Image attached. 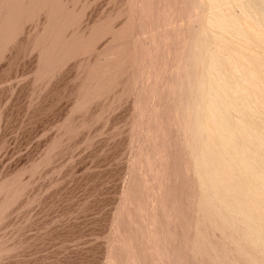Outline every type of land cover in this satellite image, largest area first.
<instances>
[{"label":"rangeland","instance_id":"374dc122","mask_svg":"<svg viewBox=\"0 0 264 264\" xmlns=\"http://www.w3.org/2000/svg\"><path fill=\"white\" fill-rule=\"evenodd\" d=\"M218 1L0 0V264H264L203 107L218 50L209 78L245 92L227 120L263 136L264 25L257 0Z\"/></svg>","mask_w":264,"mask_h":264},{"label":"bare ground","instance_id":"6f19581e","mask_svg":"<svg viewBox=\"0 0 264 264\" xmlns=\"http://www.w3.org/2000/svg\"><path fill=\"white\" fill-rule=\"evenodd\" d=\"M217 2L216 0H212ZM207 2V1H206ZM214 2V3H215ZM219 2V1H218ZM208 3V2H207ZM220 3V2H219ZM226 3V2H225ZM209 4V3H208ZM217 4V3H216ZM222 7V4H219ZM247 5V4H246ZM219 6V7H220ZM225 7V6H224ZM251 7L256 9V11L254 12H258L256 14H259V18L261 21V24L264 25V0L260 1H254L251 3ZM218 8V7H217ZM223 8V7H222ZM248 8V7H247ZM217 11V10H216ZM228 13H226L225 15H227ZM245 14V13H244ZM219 15V14H217ZM223 18H221L222 21H218V16L216 18H214L213 20H215V22L218 23V25H222L224 24V19H226L224 14ZM228 16V15H227ZM256 17V16H255ZM255 17H253L255 19ZM213 18V17H212ZM232 20V17H230ZM229 17H227V19H230ZM252 18V17H251ZM252 18V19H253ZM248 19H250L248 17ZM253 19V20H254ZM257 20V19H256ZM252 21V20H251ZM229 22V21H228ZM227 22V23H228ZM239 22V21H238ZM237 22V23H238ZM214 23V22H212ZM234 24V26H236L237 23L232 22ZM255 23V22H254ZM209 24V23H208ZM216 24V23H215ZM227 25V24H224ZM238 25V24H237ZM243 25V24H242ZM247 26V24H245ZM231 26L232 25H228ZM258 26V25H257ZM260 26V25H259ZM221 27V26H218ZM217 27V28H218ZM241 27V26H240ZM225 28V27H222ZM233 29H235L234 27H232ZM239 28V27H238ZM244 28V26H243ZM250 28V27H249ZM228 29V27L226 28ZM230 29V28H229ZM258 29V28H257ZM260 29V27H259ZM237 30V29H236ZM243 30V29H242ZM245 30V29H244ZM213 31V30H212ZM228 31V30H227ZM241 31L240 29L237 30ZM247 31V30H246ZM251 31V30H249ZM247 31V32H249ZM224 32V30H223ZM242 32V31H241ZM232 33V32H231ZM256 33V32H254ZM258 33V32H257ZM241 34V33H240ZM247 34H250L247 33ZM260 34V33H259ZM223 35V34H222ZM235 35V34H234ZM243 35V34H242ZM215 36V35H214ZM236 36V35H235ZM240 36V35H239ZM237 36V38L239 37ZM253 36V35H251ZM262 34L259 36L261 37ZM231 37V36H230ZM243 37V36H242ZM256 37V36H255ZM258 37V38H259ZM215 38V37H213ZM229 38V37H228ZM227 38V39H228ZM234 38V37H233ZM240 38V37H239ZM246 38V37H245ZM242 39L244 41H246V39ZM251 38V37H250ZM257 38V37H256ZM254 42H259V39L256 41L255 38ZM219 39H217L216 41L218 42ZM221 40V39H220ZM213 41V40H212ZM236 41V40H235ZM222 41H219V45L220 48L222 49V51H225L229 58L230 61L232 60L233 64H234V60H236L237 64L239 67L243 68L242 65V61L244 62L245 60H243V56L242 55V50H237V52H235V49L232 50L227 46V43H224V41L221 43ZM257 42V43H258ZM262 42V41H261ZM246 43L247 42H243ZM251 43V42H249ZM248 43V45H249ZM264 42L260 43L262 46ZM231 44V43H230ZM243 45V44H242ZM256 45V44H255ZM259 45V43H258ZM257 45V46H258ZM264 45V44H263ZM211 47V46H209ZM237 47V46H235ZM251 47V46H250ZM264 47V46H263ZM238 49L240 47H237ZM216 49V48H215ZM241 49V48H240ZM222 51L220 50V52L222 53ZM246 52V51H244ZM243 52V53H244ZM209 54V65L207 67V71H206V77H207V81H212L213 83H211L212 85L209 88V91L211 93V96L209 94H207L208 96H210L209 101H207V103L205 104L204 107V113L206 115V119L207 121L212 125V134L215 137L216 141H218V145L217 147H215V149H213V147L211 148L210 146L206 147V153L208 154V159L209 161H211V165H215L221 169H234L236 172H238L240 175L244 176L247 178V186H241L238 182H231L230 184H225V185H220V188L218 189V193L219 195H221L222 200L224 201V208L225 209H232L233 211H236L237 214H253V221H255V226L252 228L253 229V237H255V241L258 242H262L264 239L261 237L262 234H264V219L259 218L258 216V208L260 206V204H264V133L263 136H253L249 137L247 139H245L244 137H239L241 135L240 133V127L239 124L242 125V123L237 122V125H232L231 123H229V121L226 118V114H227V110L229 108H231L232 106H234L233 104L236 102H233L234 99H236L239 95H242V93L245 94V92L243 90H238V87L236 85H234L232 82H228L227 84H225L223 81L222 83L219 81L220 79L214 80L213 77L212 79L209 78V73L210 72H218V67H219V54H218V50L216 51H211V53ZM222 56V55H220ZM250 56V55H249ZM264 56V55H262ZM246 57V56H244ZM258 57V56H257ZM248 58V57H247ZM252 58V57H251ZM222 59V58H221ZM226 59V57H225ZM257 59V58H256ZM260 59V58H259ZM223 60V59H222ZM225 62H227L225 60ZM224 62V63H225ZM245 63V62H244ZM248 63V62H247ZM255 63V62H254ZM228 64V63H227ZM230 64V63H229ZM233 64H231L233 66ZM236 65V64H234ZM249 65V64H248ZM245 66V65H244ZM259 66V65H257ZM249 66H247L248 68ZM233 68H235L233 66ZM259 73L261 72L260 75H262V71H261V67H259ZM237 69V68H236ZM240 69V68H238ZM263 69V68H262ZM228 70V69H227ZM235 70V69H234ZM255 70H253L254 72ZM230 72V71H229ZM237 71H235L236 74ZM239 72V71H238ZM243 73V72H242ZM214 74V73H213ZM224 74V71H223ZM227 74V73H226ZM225 75V74H224ZM238 75V73H237ZM244 75V74H243ZM264 75V74H263ZM226 76V75H225ZM240 76V75H239ZM254 75H251L250 78H253ZM224 77V76H222ZM221 78V77H220ZM264 78V76H263ZM240 79V78H239ZM243 79H245L243 77ZM233 80V79H232ZM247 80V79H246ZM251 80V79H250ZM241 81V82H240ZM254 81V80H253ZM220 82V83H219ZM240 83H242V79L239 80ZM245 82L243 81V84ZM247 83V82H246ZM255 83V82H254ZM209 84V82H208ZM249 84V83H247ZM246 85V84H245ZM251 85V84H250ZM253 85V84H252ZM249 86V85H248ZM247 86V87H248ZM256 86V83H255ZM206 87V86H205ZM253 87V86H252ZM251 87V88H252ZM250 88V87H249ZM257 88V86L255 87V89ZM253 89V88H252ZM254 90V89H253ZM207 91V90H206ZM255 92V91H254ZM257 92H259L257 90ZM257 94V93H256ZM259 95V94H258ZM226 97H230L232 98L229 102H225L226 100L228 101L229 99H226ZM209 98V97H208ZM225 98V100L223 99ZM251 98V97H250ZM258 101H256L257 103ZM263 103V102H262ZM203 104V105H204ZM251 105V104H250ZM253 106V104H252ZM235 110H237L236 108H234ZM255 109V108H254ZM231 110V109H230ZM232 111V110H231ZM235 112V111H234ZM238 112V111H237ZM239 113V112H238ZM241 113V111H240ZM257 113V112H256ZM237 114V113H236ZM235 114V115H236ZM195 115V114H194ZM240 115V114H239ZM238 115V117H239ZM253 115V114H252ZM237 116V115H236ZM242 116V115H240ZM234 117V116H233ZM256 117V116H254ZM230 119V118H229ZM234 119V118H233ZM234 121V120H233ZM207 123V122H206ZM208 125V124H207ZM242 127V126H241ZM207 130V129H206ZM208 131V130H207ZM209 133V132H208ZM255 134V133H254ZM233 138H238L241 141V146L239 148L236 149H231L229 147L230 141ZM211 139V138H210ZM208 140V139H207ZM214 140V139H213ZM210 141V140H209ZM212 141V140H211ZM254 143V144H253ZM211 144V143H210ZM212 145V144H211ZM231 145V144H230ZM220 148V149H219ZM207 158V156H206ZM248 159L250 162V166H244V161ZM199 160V159H198ZM201 160V159H200ZM209 165V163H208ZM203 165H201L202 167ZM207 167V166H206ZM241 167H243V170L241 171ZM213 168V167H212ZM202 170H204L202 168ZM205 171V170H204ZM207 176V175H206ZM211 176V174L209 175ZM205 177V176H204ZM211 181V180H210ZM258 187H255V184L258 183ZM253 192V193H252ZM253 197H252V196ZM209 197V196H208ZM259 200V203L256 202V200ZM259 204V205H258Z\"/></svg>","mask_w":264,"mask_h":264}]
</instances>
